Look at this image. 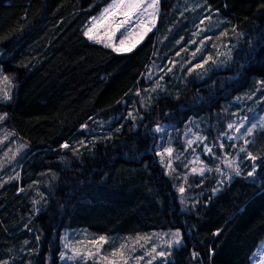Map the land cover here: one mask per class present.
Returning a JSON list of instances; mask_svg holds the SVG:
<instances>
[{
  "label": "trees",
  "instance_id": "16d2710c",
  "mask_svg": "<svg viewBox=\"0 0 264 264\" xmlns=\"http://www.w3.org/2000/svg\"><path fill=\"white\" fill-rule=\"evenodd\" d=\"M110 1L0 0V125L29 146L15 178L0 180V262L102 264L61 261L63 228L174 226L183 244L152 264H251L264 240V127L246 146L255 161L222 181L190 177L188 201L160 161L156 127L192 122L212 132L242 108L263 113L264 0H202L232 35L220 62L204 76L175 65L158 86L150 65L170 68L192 46L201 12L178 15L179 0H161L158 30L115 52L84 35Z\"/></svg>",
  "mask_w": 264,
  "mask_h": 264
},
{
  "label": "rangeland",
  "instance_id": "374dc122",
  "mask_svg": "<svg viewBox=\"0 0 264 264\" xmlns=\"http://www.w3.org/2000/svg\"><path fill=\"white\" fill-rule=\"evenodd\" d=\"M119 2L120 0H111L93 15L88 20L86 30L92 27L93 18H96L98 31L103 34L106 27L102 22L105 10H111L112 5ZM128 2L130 0H125V3ZM151 2L152 0H143L142 8L131 18V22L120 30L124 32V36L122 37L120 32H117L111 41L113 44L125 48L130 45L135 47L151 30H158L161 0H158L155 9L147 8ZM202 3V0H179L177 3L178 15L198 10L201 13L198 15L199 20L194 24L195 28L191 37L192 46L186 51L180 50L171 62L170 68L162 66L160 62L150 65L148 76L155 86H158L159 80L175 65L179 64L181 67L186 65L191 67V70L196 67L200 75L204 76L206 70L212 65L210 60L215 59L217 63L220 62L219 55L224 53L221 51L225 50L224 46L227 41L231 40L232 35L224 19L209 8H202ZM114 19L116 21L124 19L122 10L116 11ZM142 25L150 27L151 30L141 39L140 34L144 31ZM172 30L167 29L164 39ZM120 39H126L124 46L120 45ZM168 62L166 60L164 65ZM197 65H202V67H197ZM249 108H242L223 130L201 131L192 122L182 128L167 124H160L156 127L157 152L160 161L177 180L180 189H184L182 195L185 200L193 198L190 188L194 187V182L188 181L190 177L202 181L208 175H214L216 180L222 181L240 170L241 161L249 157L246 149L247 143L256 129L264 127V111L257 113ZM104 122L105 120H100L98 124ZM249 128L252 129L251 133L247 131ZM28 147L25 140L13 135L10 131H5L0 125V180L15 178ZM169 148L172 150L171 154L166 151ZM39 208V206L36 208L35 213L39 211ZM177 231L180 233L181 243L179 245L175 244V238L171 235ZM101 236L105 237V241H98ZM138 237L141 239L138 240ZM183 242L182 229L174 226L154 228L138 234L119 232L108 234L96 232L86 226L65 227L59 237V258L63 262L97 260L102 264H113L114 261L116 264H125V261L126 264H149L151 261L152 264L156 260L169 258L173 250L180 247ZM122 245L123 248H121ZM153 248L156 252L152 251ZM161 251L165 253V256L157 255ZM114 252L117 255L114 256ZM120 252H123V259L119 255ZM61 253H64L63 259H61ZM251 264H264V240L254 250Z\"/></svg>",
  "mask_w": 264,
  "mask_h": 264
},
{
  "label": "snow or ice",
  "instance_id": "6c2138e0",
  "mask_svg": "<svg viewBox=\"0 0 264 264\" xmlns=\"http://www.w3.org/2000/svg\"><path fill=\"white\" fill-rule=\"evenodd\" d=\"M158 4V0H152L151 3H149L147 5V8H153L155 9L156 6ZM143 6V0H130V2L125 3V0H120L119 3H115L112 5L111 10L106 9L105 10V15L102 18V22L105 24V31L103 32V34H101L98 31V23L96 21V18H93V25L92 27H89L85 32L84 35L91 41H94L96 43H103L105 47L111 48L113 51L115 52H121V51H131L132 47H134V45H130L128 47H118L115 44H113L111 41L113 40V38L116 36L117 32H120V35L123 37L124 36V32H121L120 30L122 28H124V26L126 24H129L131 22V18L137 13L138 10H140ZM117 10H122V14L124 16L123 20H119L116 21L114 19L115 15H116V11ZM146 11V8L144 9ZM154 23V21H153ZM144 27V31L140 34V38H143V35H146V33L148 31H150V27ZM121 46H124L126 43V39H120L119 41ZM197 67H202V65H197ZM2 81L3 83L10 84V79L8 76H3L2 77ZM262 84V86H264V81L260 82ZM4 97L5 98H9V94L7 91L4 92ZM0 119H3V117H0ZM229 127H231V125H229ZM253 127H255V125H253ZM159 130V129H157ZM237 131H239V129H237ZM248 133L252 132V129L249 128L247 129ZM62 147L64 148H68L69 145L68 144H64L62 145ZM169 154H171V149H167L166 150ZM248 156L251 160L255 161L257 159L256 156H253L251 153H248ZM195 171V169H194ZM255 172V167H253V170L251 172L248 173L249 176H252L253 173ZM237 175H239V172L237 171ZM181 192L184 191L183 188L180 189ZM175 240V244L179 245L181 243L180 240V233L177 231L175 233L171 234ZM138 240L141 239L140 237L137 238ZM98 241L103 242L105 241V237L101 236L98 238ZM96 241H94L95 243ZM124 246L122 245L121 248H123ZM153 252H156V249L153 248L152 250ZM113 255H117V253H113ZM119 255L121 256V259H123V252H120ZM157 255H159L160 257L165 256V253L163 251L157 253ZM195 255V254H194ZM64 258V253H61V259ZM153 259H155V257H153ZM0 264H7V261H2L0 262ZM113 264H116V262L114 261ZM126 264V261H125ZM149 264H151V261H149Z\"/></svg>",
  "mask_w": 264,
  "mask_h": 264
}]
</instances>
